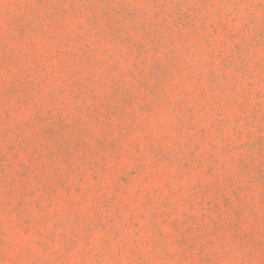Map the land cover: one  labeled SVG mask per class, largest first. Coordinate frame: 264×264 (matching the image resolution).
Segmentation results:
<instances>
[{"label": "rangeland", "instance_id": "1", "mask_svg": "<svg viewBox=\"0 0 264 264\" xmlns=\"http://www.w3.org/2000/svg\"><path fill=\"white\" fill-rule=\"evenodd\" d=\"M0 264H264V0H0Z\"/></svg>", "mask_w": 264, "mask_h": 264}]
</instances>
